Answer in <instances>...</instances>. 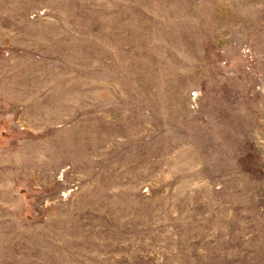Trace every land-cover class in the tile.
I'll return each instance as SVG.
<instances>
[{"label":"rangeland","instance_id":"obj_1","mask_svg":"<svg viewBox=\"0 0 264 264\" xmlns=\"http://www.w3.org/2000/svg\"><path fill=\"white\" fill-rule=\"evenodd\" d=\"M0 264H264V0H0Z\"/></svg>","mask_w":264,"mask_h":264}]
</instances>
